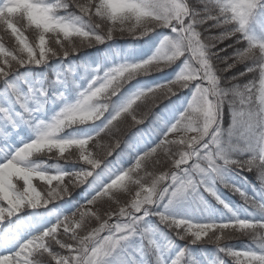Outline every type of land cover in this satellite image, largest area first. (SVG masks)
Wrapping results in <instances>:
<instances>
[{
	"label": "snow or ice",
	"instance_id": "obj_1",
	"mask_svg": "<svg viewBox=\"0 0 264 264\" xmlns=\"http://www.w3.org/2000/svg\"><path fill=\"white\" fill-rule=\"evenodd\" d=\"M149 113L127 161L118 137L113 160L96 154ZM219 253L264 264V0H0V264H228Z\"/></svg>",
	"mask_w": 264,
	"mask_h": 264
},
{
	"label": "trees",
	"instance_id": "obj_2",
	"mask_svg": "<svg viewBox=\"0 0 264 264\" xmlns=\"http://www.w3.org/2000/svg\"><path fill=\"white\" fill-rule=\"evenodd\" d=\"M131 42H132V38L129 37V36H127V35H125L124 37H121V38L118 39V43H120V44H126V43H128L129 46H130ZM97 47H100V46H97ZM226 47H228V45ZM95 51H96V48L84 49L81 54H84V53H94ZM53 63H55V61H53ZM39 70L40 71H43V69H37V71H39ZM80 74L83 75V70L82 69L80 70ZM45 75H49V73L48 74L45 73ZM160 75L161 74L156 73V74H153L151 76L143 77V78L140 77L138 79H142V80H155V79L159 78ZM132 83H135V81H133ZM126 87H128V86H126ZM163 103H166V101H162L161 104L160 105H157V107L153 108L152 111L153 112H159L160 106ZM151 124H152V117H151V113H149V116L146 118V121H145V124L144 125L137 126V125H132V124L131 125L124 124V126L121 128L123 130L120 132V134H118V138H119V140L121 142V148L124 149V151L121 154H122L123 159L125 161H127L130 158L129 157V153H128V147L132 143H135V142L139 141L140 144H141V146H143V141L141 140V133H138L137 132V128H141L142 127V128L147 129V128H149L151 126ZM229 125H230V116L226 115L225 116V120H224V127L227 128ZM115 138L107 137L106 140H105L106 141V144H105L104 148L107 145H110V144L114 143V139ZM107 148L108 147H106V149H103L97 155H99L100 157H102L105 160H113L115 158V153L116 152H120V149H115L112 156H106L105 153L107 151ZM245 175L248 177V179L250 181L256 183L257 186H259L258 185V182L256 181L255 173L254 172H252V173H245ZM221 193H222L223 197L226 200H228V201H231V202L236 203V204H242L243 203L242 199L240 198V196L238 194H233L228 189L221 188ZM249 194H251V193H249ZM180 243L183 244V242H180ZM249 243H250V241L247 238H245V239L244 238H241V239H239V241H235L232 244L234 245L235 249H239V248H242L244 245L249 244ZM229 245H230V243H228V246ZM195 248L197 250H199V249H206L208 251V255H210V254L211 255H215V256L217 255V253H216V245L215 244H212V243H206V242L205 243H201V244L196 245ZM219 254L222 257L226 258V256H224L223 253H219ZM196 255L197 256L200 255L199 251H197ZM228 260H230V259H228Z\"/></svg>",
	"mask_w": 264,
	"mask_h": 264
},
{
	"label": "rangeland",
	"instance_id": "obj_3",
	"mask_svg": "<svg viewBox=\"0 0 264 264\" xmlns=\"http://www.w3.org/2000/svg\"><path fill=\"white\" fill-rule=\"evenodd\" d=\"M219 31H220L219 29H214V30H212L211 32L203 33V35H204V36H214V35L219 34ZM4 42H5L6 44H10V41H9L7 38H5V41H4ZM229 43H231V40H225V41H223V43H219V44L217 45L218 48H225V49H227L226 52H222V53H220L221 56H227V55H230V54L233 52V49H232V48H228V47H226ZM226 44H227V45H226ZM217 65H218V67H221V68L224 67V65H223L222 63H220L219 61L217 62ZM243 67H244L243 64H238V65L236 66V68H234V69L231 70V72H237V71H239V70H242ZM39 71H40V70H39ZM39 71H38V72H39ZM231 72L225 73V75H231ZM45 73L48 74V72H45ZM153 74H156V73H153ZM153 74H152V75H153ZM150 76H151V75H150ZM142 78H143V77H142ZM143 112H144V106H143V105H140L139 108H138V115L142 114ZM124 124H126V125H131L132 123H131L130 120L124 121V122L120 123V125H119V127H120V131H119L118 133H114V135H112V136L107 135V134L102 135V137L100 138V139H101L100 146H98V147L95 149L96 154H98V153L101 152L103 149H106V147L109 146V145H107V146L104 148V146H105V144H106V141H105V140H106L107 137H111V138L118 137V134H120V132L123 130V129H121V128L124 126ZM112 141H113V140H112ZM82 191H83L82 188L75 189L74 192H73V196H74V198L79 199L80 194H81ZM205 196H207V194H205ZM207 198L209 199L210 202L215 203V201H214L211 197H207ZM241 238H244V239H245L246 237H239L238 239H232V240L224 241V243L227 244V245H228V243H230L229 246L235 249V247H234V245H233L232 243L235 242V241H239V239H241ZM209 256H210V257H215V255H211V254H210ZM219 257H220L221 259L226 260V261L229 259L228 257H226L227 259L224 258V257H222L220 254H219ZM229 261H230V260H228V264H232V261H230V262H229Z\"/></svg>",
	"mask_w": 264,
	"mask_h": 264
}]
</instances>
